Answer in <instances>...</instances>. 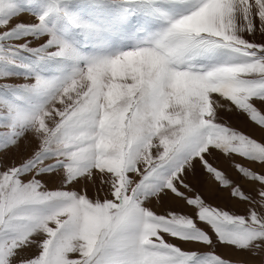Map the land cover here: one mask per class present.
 Returning <instances> with one entry per match:
<instances>
[{
  "label": "snow or ice",
  "instance_id": "obj_1",
  "mask_svg": "<svg viewBox=\"0 0 264 264\" xmlns=\"http://www.w3.org/2000/svg\"><path fill=\"white\" fill-rule=\"evenodd\" d=\"M257 255L264 0H0V264Z\"/></svg>",
  "mask_w": 264,
  "mask_h": 264
},
{
  "label": "rangeland",
  "instance_id": "obj_2",
  "mask_svg": "<svg viewBox=\"0 0 264 264\" xmlns=\"http://www.w3.org/2000/svg\"><path fill=\"white\" fill-rule=\"evenodd\" d=\"M20 19H21V20H28V19H30V16H29L28 14H25L24 16H21ZM251 130H252V129H251V126H249V128L246 129V131H251ZM255 136H256V135H255ZM256 138H259V137L256 136ZM230 175H231L233 178L239 179V177L237 176V174H236L234 171H231V170H230ZM243 187H244V189L247 191V190L250 188V185L244 183V184H243ZM87 191H88V195H89L90 197H95V195H96L95 189L89 187V188L87 189ZM218 195L223 199V198L225 197L226 194H224V193H219ZM102 196H103V194L101 193V197H102ZM154 204H155V202H154ZM244 207H246V205H244V204H237L236 207H235V211L242 212L243 209H244ZM155 210H156L157 212H161V211H162V209H161L159 206H157V205H156V207H155ZM185 247H188V246L186 245ZM225 252H227V251H225ZM263 258H264V257H263Z\"/></svg>",
  "mask_w": 264,
  "mask_h": 264
},
{
  "label": "crops",
  "instance_id": "obj_3",
  "mask_svg": "<svg viewBox=\"0 0 264 264\" xmlns=\"http://www.w3.org/2000/svg\"><path fill=\"white\" fill-rule=\"evenodd\" d=\"M215 251L217 252V253H226L225 251H230V250H225V249H223V248H216L215 249ZM252 259V264H261V261H262V259H264L261 255H257V256H255V257H252L251 258Z\"/></svg>",
  "mask_w": 264,
  "mask_h": 264
},
{
  "label": "bare ground",
  "instance_id": "obj_4",
  "mask_svg": "<svg viewBox=\"0 0 264 264\" xmlns=\"http://www.w3.org/2000/svg\"><path fill=\"white\" fill-rule=\"evenodd\" d=\"M255 135L259 137V136H260L259 131H256V132H255ZM157 206H158V205H157ZM155 207H156V206H155Z\"/></svg>",
  "mask_w": 264,
  "mask_h": 264
}]
</instances>
